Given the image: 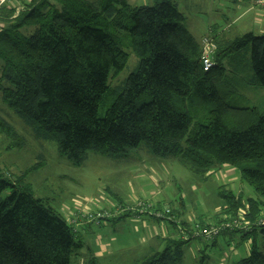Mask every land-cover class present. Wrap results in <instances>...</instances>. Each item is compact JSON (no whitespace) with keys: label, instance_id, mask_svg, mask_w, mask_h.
I'll use <instances>...</instances> for the list:
<instances>
[{"label":"trees","instance_id":"obj_1","mask_svg":"<svg viewBox=\"0 0 264 264\" xmlns=\"http://www.w3.org/2000/svg\"><path fill=\"white\" fill-rule=\"evenodd\" d=\"M184 19L174 0H6L0 3V69L7 82L1 98L27 136L54 142L58 155L73 164L90 151L127 158L143 149L177 157L200 180L216 169H236L253 195L219 186L222 204L213 225L181 219L182 204L171 214L169 208L144 209L152 204L137 207L149 215L160 212L154 216L188 235L190 226H216L242 214V237L252 243L231 264H264L255 242L264 224L254 223L264 214V31L224 43L212 36L216 49L204 70L200 41ZM126 49L137 64L112 85L127 65ZM244 91L260 93L257 101L236 102L244 97L237 92ZM233 93L238 96L228 101ZM0 133L11 148L26 146V136L1 114ZM140 213L125 209L111 219ZM97 217L108 218L103 211ZM190 238L165 237L163 250L131 264H177ZM81 246L72 223L21 178L11 180L0 171V264H71ZM205 260L203 253L196 264ZM84 264L98 263L90 257Z\"/></svg>","mask_w":264,"mask_h":264},{"label":"rangeland","instance_id":"obj_2","mask_svg":"<svg viewBox=\"0 0 264 264\" xmlns=\"http://www.w3.org/2000/svg\"><path fill=\"white\" fill-rule=\"evenodd\" d=\"M153 1L143 3L153 4ZM185 3L187 5L179 2L178 8L185 16L184 23L189 32L197 40L207 35L224 43L249 31L261 33L259 26L249 21L254 18L253 12L240 16L244 8L225 10L223 16L210 12L204 15L192 6L191 1L186 0ZM126 52L129 55L127 65L117 79L111 80L112 85L123 79L137 64L138 58L131 50L126 49ZM1 74L0 69V88L7 84ZM237 93L244 97L235 100L238 95L233 93L228 101L251 103L257 101L260 94L248 91ZM261 93L264 94V89ZM0 114L27 138L25 147L11 148V141L0 133V171L11 180L21 178V183L30 186L35 197L45 200L72 223L75 237L82 242V246L72 256L71 264H84L90 257H94L98 264H131L154 249L163 250L165 237L184 240L192 237L182 245L183 257L177 264H196L203 253L205 264H231L248 254L252 239L242 237L247 223L242 214L224 217L216 224L231 225L221 229L216 242L212 243V240L192 236L191 226L189 235L182 234L179 225L149 215L147 211L140 213L143 209L137 207L141 203L152 204V207L144 209L153 213L157 209L164 212L169 208L171 214L182 204L181 219L201 218L204 224L213 225L212 216L221 210L222 204L218 195L219 186L224 185L245 198L253 195L236 169H216L209 173L206 180H200L177 157L152 155L143 149L127 158L90 151L81 164H73L58 155L54 142H38L27 136L20 119L2 101L1 89ZM40 154H43V159ZM42 160L44 162L31 169L33 164ZM125 209L136 210L140 214L111 219L112 214H123ZM77 210L81 213L75 214ZM101 211L108 218H98L97 214ZM169 216L175 220V215ZM263 218L264 214L254 223L259 224ZM156 231H160L158 236ZM255 242L264 251L261 228H257Z\"/></svg>","mask_w":264,"mask_h":264},{"label":"crops","instance_id":"obj_3","mask_svg":"<svg viewBox=\"0 0 264 264\" xmlns=\"http://www.w3.org/2000/svg\"><path fill=\"white\" fill-rule=\"evenodd\" d=\"M132 1L133 2L138 1V2L143 3L146 0H132ZM174 1L177 3L178 7H179V2L184 3V5H187L185 3L186 0H174ZM188 1H191L192 6L198 8L199 13L204 14V15H207L208 12H210L216 16H220V15L223 16V12L225 10H228V9L234 10V9L244 8L240 16H242L244 13H247V12H251V13L253 12L254 18L253 20L250 19L249 21H251L252 24L258 25L260 28V32L264 31V8H262L261 6L257 4V0H252L251 3L249 4H245L242 2H235V1L228 2L229 0H188ZM135 220L138 221L137 219ZM156 232H157L156 236H158L160 231H156ZM169 236L174 237V235H169ZM228 237H231V236L228 235ZM103 248H105V246H103Z\"/></svg>","mask_w":264,"mask_h":264},{"label":"built area","instance_id":"obj_4","mask_svg":"<svg viewBox=\"0 0 264 264\" xmlns=\"http://www.w3.org/2000/svg\"><path fill=\"white\" fill-rule=\"evenodd\" d=\"M6 0H0V3ZM259 6H264V0H257ZM200 61L204 70H208L212 66L213 55L216 49V43L212 37L204 35L200 38ZM167 212V209H165ZM155 216H160L161 213H155ZM260 224H264V219L260 220ZM231 224L226 223L222 226H210L202 228H194L192 236L200 237L205 241L213 240L221 231V229L229 227Z\"/></svg>","mask_w":264,"mask_h":264}]
</instances>
